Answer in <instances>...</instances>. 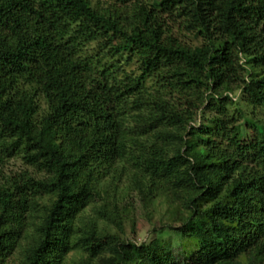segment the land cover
<instances>
[{"label": "trees", "instance_id": "16d2710c", "mask_svg": "<svg viewBox=\"0 0 264 264\" xmlns=\"http://www.w3.org/2000/svg\"><path fill=\"white\" fill-rule=\"evenodd\" d=\"M236 91L264 107V0H0V264H263L264 125L225 120ZM129 161L144 205L181 203L180 249L68 257L87 208L123 232Z\"/></svg>", "mask_w": 264, "mask_h": 264}, {"label": "rangeland", "instance_id": "374dc122", "mask_svg": "<svg viewBox=\"0 0 264 264\" xmlns=\"http://www.w3.org/2000/svg\"><path fill=\"white\" fill-rule=\"evenodd\" d=\"M96 0H92L95 3ZM104 1V0H103ZM177 33V32H175ZM181 41L186 44H195L193 36L186 33L175 34ZM124 59H120V63L124 64ZM126 72L130 75H135L136 65L128 64L125 66ZM151 83H148V86ZM226 116L227 122H232L234 125L239 126L243 124V120L255 122L256 124L264 125V107L254 109L248 102L242 92L236 91L229 96L226 102ZM214 113L208 112L205 117H213ZM238 128L232 129V134L238 133ZM239 138V133L237 134ZM125 164V174L121 177L117 185L124 190L119 192L122 196L118 203V208L123 224V232H119L114 226L107 225L101 218L96 217L89 208L86 209L84 215L83 227H87L92 231L90 236L84 235L89 241L78 245L76 251L70 252L71 254L79 256L81 254L90 256L95 254L98 260L103 256H107L106 247L111 244L115 237L121 241H130L138 245L146 244L150 252L155 255L163 256L166 251L175 252L180 249L183 239L174 230L179 226L175 221L173 214L179 213L186 215L182 210L181 203L173 200L169 191L160 189L156 195L144 205L134 190L128 189L130 185V172L133 171L129 161ZM23 170L19 160H12L7 165V171L15 173ZM82 235V234H80ZM79 235V238L82 237ZM83 237V239H84ZM264 264V263H263Z\"/></svg>", "mask_w": 264, "mask_h": 264}]
</instances>
